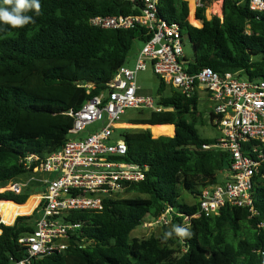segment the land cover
Wrapping results in <instances>:
<instances>
[{
  "label": "trees",
  "instance_id": "obj_1",
  "mask_svg": "<svg viewBox=\"0 0 264 264\" xmlns=\"http://www.w3.org/2000/svg\"><path fill=\"white\" fill-rule=\"evenodd\" d=\"M40 2L39 16L27 13L35 23L22 28L0 24V189L27 174L22 166L27 156L44 160L63 147L73 122L68 113H76L105 91L127 64L134 43L149 39L140 28L90 26L89 20L96 16L136 14L128 3ZM221 11V18L206 20L205 8L197 10L201 28H195L188 23L187 1L159 0L158 9L161 19L177 25L193 47L187 74L209 68L246 82L264 81V11L251 12L249 0H222ZM166 88L160 81L154 99L160 113L150 112L148 118L129 123L151 126L152 135L159 138L148 130L119 129L126 155L118 160L146 170L144 181L125 190L135 197L107 199L96 213H70L69 221L81 228L69 237L67 250L31 259L29 264H264V162L253 180L251 210L226 206L217 216L184 223L198 211L201 191L222 183L218 176L229 169L230 157L211 148L217 140L198 136L196 126L204 124L198 95L186 97L169 87L165 96ZM214 119L211 112L212 127ZM169 126L174 127L172 138ZM255 145L246 143L244 152ZM259 147L264 153V145ZM26 191L19 196L0 194V201L24 205L29 198ZM185 196L194 203L187 204ZM167 211L171 221L161 227V238H129L146 217L157 219ZM37 218L35 209L29 216L16 217L10 226L0 219V264L27 258V248L18 241L33 232ZM175 225L188 227L192 235L181 239L173 234L165 241V232Z\"/></svg>",
  "mask_w": 264,
  "mask_h": 264
},
{
  "label": "built area",
  "instance_id": "obj_2",
  "mask_svg": "<svg viewBox=\"0 0 264 264\" xmlns=\"http://www.w3.org/2000/svg\"><path fill=\"white\" fill-rule=\"evenodd\" d=\"M128 3L136 14L96 16L89 20L92 27L102 30H130L140 28L149 39L137 53L133 70L118 69L105 91L86 101L76 112H69L72 128L63 147L41 160L27 156L22 162L27 174H46L44 181L31 179L44 188L37 205L38 218L30 235L18 242L27 250V258L17 264H29L31 259L60 254L67 250L69 237L81 228L69 221L72 212H100L107 199L124 193L128 186L145 180L146 170L136 164L118 159L126 155V145L120 139L113 141L118 122L125 110H149L160 113L161 107L153 98L141 96L136 86V74L146 64L167 87L189 97L202 90L212 104L213 124L220 138L211 148L227 152L230 166L222 173V183L203 189L198 198V211L186 217L184 223L201 216H217L226 206L250 209L251 189L264 153V81L246 82L236 75H219L209 68L197 74L186 72L188 62L183 54L184 36L180 28L162 20L159 0H103ZM208 0H192L195 14ZM249 10L264 11V0H249ZM196 18V17H195ZM94 127L93 132L87 129ZM87 133L80 138V135ZM252 146L249 153L243 146ZM210 147H203L209 149ZM25 183L11 182L0 189V194H22ZM170 211L157 219H150L142 228L168 226Z\"/></svg>",
  "mask_w": 264,
  "mask_h": 264
},
{
  "label": "rangeland",
  "instance_id": "obj_3",
  "mask_svg": "<svg viewBox=\"0 0 264 264\" xmlns=\"http://www.w3.org/2000/svg\"><path fill=\"white\" fill-rule=\"evenodd\" d=\"M185 1L188 2V7H189L188 23L189 24L191 23L190 25L195 27V28H201V23L198 22L195 18V11L193 8L192 0H185ZM221 6H222V0H208L204 6L206 20H210L212 17L221 18L222 17ZM190 15H192L193 18H189ZM192 19H194L199 24L196 25ZM182 34L184 36L183 54H184L186 61L190 63L193 61V53H194L193 47L189 43L188 39L186 38L185 33H182ZM142 46H143V43L140 41H137L134 43V45H133V47L129 53V58H128V61H127V64L125 65V67H127L130 70L134 69L135 63L137 60V53L141 50ZM159 83H160L159 79L153 74L151 66L149 64H146V68L143 72H138L136 74V86L139 89L138 94L141 96H148V97H151L153 99H156ZM169 92H170V89H169V87H167L166 91L164 92V95L169 96ZM211 105L212 104L206 99L204 92H202L201 90L198 91V112L202 115V119H203L204 124L201 125L198 123L196 126V130L198 132V136L201 139L218 140L220 138L219 129L217 127H212L209 124V114L211 113V111H210ZM150 112L151 111H149V110H134V109L125 110L123 115L120 117V120L118 123H125L126 124L121 128L122 130H130V131L148 130L151 133V129H150L151 126L148 127L146 125H130L129 124L135 120L148 118ZM154 127H156V126H154ZM169 127H171V126H169ZM87 131L93 132L94 127L88 128ZM171 132L173 134V128H172ZM120 133H121V130L115 131L114 136L112 138L113 141L117 140L119 138ZM172 134H171V136H172ZM86 135H87V133H84V134L80 135V138H83ZM151 135H152V133H151ZM152 137L154 139L158 138V137H155L153 135H152ZM160 137H169V136H160ZM32 178L36 179V180L44 181L45 179L49 178V176L46 174H42V173L33 174V175L26 174V175L18 177L16 180H14V183H25L26 184V186H27L26 188H28V189L24 188L22 190V194H25V191L27 190L26 193L30 197L27 199L26 203H28L32 199L31 196L41 195V193H42L41 188L38 187L39 185H37V183H35V181L31 180ZM218 178L221 179V175H219ZM119 196L122 198H134L135 197V195L125 194V192L120 193ZM184 201L189 205H192L194 203V200L190 196H185ZM0 203H11V204L16 206V204H14L12 202H7V201H0ZM24 205H21V206H24ZM32 213H28L26 215H18L17 217L29 216ZM0 219L5 225H8L4 222V219L1 216V213H0ZM145 220L150 221V218L146 217ZM161 235H162L161 228H157V227L142 228L140 226V227H137L135 230H133L130 233L129 238L130 239L134 238L137 240H146L151 236L156 237V238H161L162 237Z\"/></svg>",
  "mask_w": 264,
  "mask_h": 264
},
{
  "label": "clouds",
  "instance_id": "obj_4",
  "mask_svg": "<svg viewBox=\"0 0 264 264\" xmlns=\"http://www.w3.org/2000/svg\"><path fill=\"white\" fill-rule=\"evenodd\" d=\"M42 11L40 0H0V24L11 28H22L29 23H35L29 12L39 16ZM173 234L181 239L192 235L188 227L175 225L170 231L165 232L164 240L170 239Z\"/></svg>",
  "mask_w": 264,
  "mask_h": 264
},
{
  "label": "bare ground",
  "instance_id": "obj_5",
  "mask_svg": "<svg viewBox=\"0 0 264 264\" xmlns=\"http://www.w3.org/2000/svg\"><path fill=\"white\" fill-rule=\"evenodd\" d=\"M34 203H35L34 199H31L24 206H15V205L9 204V203L0 204V213L4 219V222L9 225L11 223L12 219L14 218V216L26 215V214L30 213L32 208H34L33 207Z\"/></svg>",
  "mask_w": 264,
  "mask_h": 264
},
{
  "label": "crops",
  "instance_id": "obj_6",
  "mask_svg": "<svg viewBox=\"0 0 264 264\" xmlns=\"http://www.w3.org/2000/svg\"><path fill=\"white\" fill-rule=\"evenodd\" d=\"M198 91H200V90H198ZM202 91V90H201ZM203 92V91H202ZM197 95H198V92H197ZM206 97V96H205ZM206 99H207V97H206ZM211 112H212V110H210ZM124 125H126L125 123H118V130L119 129H121ZM172 128H173V132H174V127L173 126H171ZM37 185H39L38 183H37ZM39 187L41 188V191H42V193H43V191H44V188L42 187V186H40L39 185ZM42 193H41V195H42ZM41 195H33V196H31L32 197V199H34V201H35V203H34V208H32V210L30 211V213H32L36 208H37V205L39 204V200H40V197H41ZM30 198V197H29ZM17 206V205H16ZM16 217L17 216H14V218L12 219V221H11V223L9 224V225H12L13 224V222L15 221V219H16ZM2 222V221H1ZM3 223V222H2ZM4 224V223H3ZM5 225V224H4ZM9 225H6V226H9Z\"/></svg>",
  "mask_w": 264,
  "mask_h": 264
},
{
  "label": "water",
  "instance_id": "obj_7",
  "mask_svg": "<svg viewBox=\"0 0 264 264\" xmlns=\"http://www.w3.org/2000/svg\"><path fill=\"white\" fill-rule=\"evenodd\" d=\"M148 127H150V126H148ZM174 136V132H173V135L170 137V138H172ZM159 138V137H158ZM157 139V138H156ZM18 206V205H17Z\"/></svg>",
  "mask_w": 264,
  "mask_h": 264
}]
</instances>
